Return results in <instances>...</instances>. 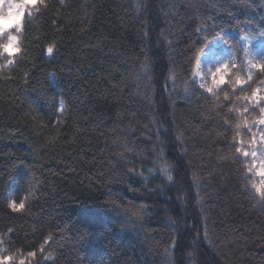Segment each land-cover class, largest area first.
I'll return each mask as SVG.
<instances>
[{
	"label": "trees",
	"instance_id": "16d2710c",
	"mask_svg": "<svg viewBox=\"0 0 264 264\" xmlns=\"http://www.w3.org/2000/svg\"><path fill=\"white\" fill-rule=\"evenodd\" d=\"M46 3L24 17L22 52L0 73L6 253L25 258L51 235L54 259L38 252L30 264H264V205L232 139L247 105L237 97L264 73L243 91L221 86L218 99L194 79L205 36L245 75L241 41H264V0ZM26 196L25 211L8 209Z\"/></svg>",
	"mask_w": 264,
	"mask_h": 264
},
{
	"label": "snow or ice",
	"instance_id": "6c2138e0",
	"mask_svg": "<svg viewBox=\"0 0 264 264\" xmlns=\"http://www.w3.org/2000/svg\"><path fill=\"white\" fill-rule=\"evenodd\" d=\"M137 6L139 7L140 5L138 4ZM40 7H47L46 0H0V57L4 58V61L0 62V73H3L5 68H10L13 66L16 62L17 55L22 52L21 44L24 17L26 15L31 17L34 13L39 11ZM204 30L206 31V29ZM196 31L199 33L201 29L198 27ZM169 44H171V42H169ZM202 44V47H199L195 50V62L197 69L200 68L201 56L209 54L205 51L206 48L210 47L207 36L203 37ZM54 48V44H48L44 49L45 56L49 58L52 57ZM244 54L248 68V75L246 79L241 78L238 75L234 80L226 79V77L229 75L230 69L235 67V64H230L227 60H225L215 67V71L211 72V84L208 85L204 82H201L199 87L211 94L214 99H218L217 90L221 89V86L225 84L231 85L233 89L239 85L241 86V91H243V86L248 85L249 81L253 79L254 70L264 73V57L259 60L252 57V53L249 51V46L247 44L244 46ZM149 71L150 67L148 62L145 61L141 67V72L147 75ZM52 75L54 76V73ZM196 75L200 76L199 71L196 72ZM28 78L29 74L25 72L24 79L27 80ZM171 78L173 79V82H175L174 74ZM200 79L203 81L202 76ZM185 91L187 92V88ZM224 98L226 100L228 99L227 94H225ZM237 99L247 102V105L244 108L237 110L238 115L241 116L242 119L234 126L237 135L233 136L232 139L235 144L239 145L235 148V151L240 153L244 158H251L252 163L246 165L244 177L247 178L248 174H254L259 178L257 182L251 184V189L258 194L261 204L264 205V87H256L252 90L251 94L237 97ZM249 106H254L259 111V116L254 118L252 121H249L246 116H243V113L248 111ZM58 111L61 114L65 111L63 101L60 102ZM229 111H232V109H229ZM57 123H59V120H57ZM224 123L227 125L229 122L225 120ZM252 124L261 126L258 140L257 134L252 131ZM242 127L247 128L248 131L252 133L251 147L253 150L251 151L248 150V147H245V142L243 139H237L239 131ZM257 144H259L260 148L259 153L255 150ZM129 151H131V149H129ZM159 170L166 176L168 181H172V169L166 161ZM37 187L38 183L30 184L29 195H35V189ZM27 199L28 197L26 196L24 199H21L19 202H17L16 199L9 198L7 201V207L14 213L23 212L26 208ZM144 213L145 207L141 206L139 209L134 211L132 215L139 217ZM11 231L12 230L10 229L9 233H11ZM204 234L205 237H207V228H205ZM52 240L53 237L51 235L45 237L44 242L39 246V249L29 251L24 259H20L19 264H26V260L30 264L31 260L37 257L38 252L44 260L54 259L52 252H48L47 255H45V246L49 245V241ZM4 243L3 237L0 236V264H13V255L6 254L7 249L3 247ZM37 264H39L38 261Z\"/></svg>",
	"mask_w": 264,
	"mask_h": 264
},
{
	"label": "rangeland",
	"instance_id": "374dc122",
	"mask_svg": "<svg viewBox=\"0 0 264 264\" xmlns=\"http://www.w3.org/2000/svg\"><path fill=\"white\" fill-rule=\"evenodd\" d=\"M246 44L249 46V51L252 53V57H254L257 60L264 57V41L253 43L249 38L244 37L243 40L241 41V45L243 49ZM209 45L210 47L206 48L205 50L209 54L201 56L200 58L201 59L200 68L197 69L195 66L194 79L199 85L201 82H204L208 85L211 84V72L215 71V67H217L219 63H222L225 60H227L230 64H235V67L237 66L234 54L231 52V50L227 46L222 44L220 41H213L209 43ZM235 67H232L230 69L229 75L232 73L231 70ZM197 71H199L200 76L196 75ZM243 71L245 72V75H240L238 71H235V73L231 74L233 76V79H235L237 75L240 76L241 78H245V79L247 78L248 68H247V61L245 58V54H244ZM201 76L203 77V81H201L200 79ZM226 79H228V77H226ZM239 87L241 88V86L238 85L237 88ZM256 87H264V81L259 83ZM243 116H246L249 121H252L254 118L259 116V111L254 106H249L248 111L243 113ZM243 128L247 132V137L243 139L245 142V147H248V150L251 151L253 150L251 147L252 133L249 132L247 128L245 127ZM260 130H261V126L252 124V131L257 134V140L259 139ZM255 150L259 153L260 151L259 144L256 145ZM244 159L246 160V164L252 163L251 158H244ZM252 175L254 176V182H257L259 178L256 177L254 174ZM6 254H9V253H6ZM12 255H13V264H19L20 259H24V257L21 255H17V254H12Z\"/></svg>",
	"mask_w": 264,
	"mask_h": 264
}]
</instances>
